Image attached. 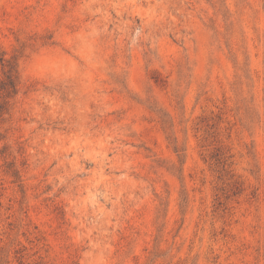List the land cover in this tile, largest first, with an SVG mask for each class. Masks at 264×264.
<instances>
[{"label":"rangeland","instance_id":"obj_1","mask_svg":"<svg viewBox=\"0 0 264 264\" xmlns=\"http://www.w3.org/2000/svg\"><path fill=\"white\" fill-rule=\"evenodd\" d=\"M3 53L0 264H264V0H0Z\"/></svg>","mask_w":264,"mask_h":264},{"label":"trees","instance_id":"obj_2","mask_svg":"<svg viewBox=\"0 0 264 264\" xmlns=\"http://www.w3.org/2000/svg\"><path fill=\"white\" fill-rule=\"evenodd\" d=\"M0 62L3 66V78H0V112L9 110V99L18 91L19 74L14 56L5 57V53L0 55Z\"/></svg>","mask_w":264,"mask_h":264}]
</instances>
